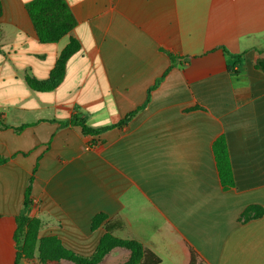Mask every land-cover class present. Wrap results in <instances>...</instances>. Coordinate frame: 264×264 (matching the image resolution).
<instances>
[{
	"label": "crops",
	"instance_id": "0c3cea01",
	"mask_svg": "<svg viewBox=\"0 0 264 264\" xmlns=\"http://www.w3.org/2000/svg\"><path fill=\"white\" fill-rule=\"evenodd\" d=\"M31 1L0 0V90L28 93L0 105L10 127L0 129L4 223L37 218L40 238L81 256L109 230L162 264H189L190 248L199 264H264V72L254 65L264 51V0H65L77 24L56 44L39 41ZM71 38L81 50L62 85L34 92L26 78L47 79ZM79 82H90L82 103ZM73 115L93 128L125 122L94 138L38 123ZM24 124L36 125L13 129ZM220 135L235 180L229 191L213 153ZM131 258L116 247L98 264Z\"/></svg>",
	"mask_w": 264,
	"mask_h": 264
},
{
	"label": "trees",
	"instance_id": "16d2710c",
	"mask_svg": "<svg viewBox=\"0 0 264 264\" xmlns=\"http://www.w3.org/2000/svg\"><path fill=\"white\" fill-rule=\"evenodd\" d=\"M26 9L33 22L38 39L42 44H56L60 42L74 30L77 24L71 9L65 0H32L26 5ZM80 50V42L76 38H71L69 44L58 57L56 66L47 81L36 82L35 79L27 77L26 82L30 89L40 93L52 92L55 90L65 79L66 67L69 59L80 52ZM169 56L172 64H176L178 57L173 54H169ZM254 65L257 70L264 72V51L257 52L254 59ZM162 80L163 78H160L152 89H154ZM152 89H150V91ZM134 114L135 112L129 114L126 120H129ZM43 122L58 123L60 128L79 127L84 136L94 138L111 128L123 125L125 120H122L119 124L101 128H93L89 126L86 120L78 115H73L70 119L65 121L58 122L56 120H41L38 123ZM34 125L36 124H24L19 128L13 129L19 133ZM8 128L10 127L0 120V129ZM95 143H97V141L93 139L90 142V146H93ZM213 153L223 190L229 191L235 188L234 174L225 135H220L215 139L213 142ZM7 161L8 159L0 157V165L5 164ZM37 168L38 164L34 169L29 185L25 191L24 209H27L33 204L31 190ZM103 219L104 216H97L93 221V226L96 227ZM14 222L16 224V229L13 235V240L17 250L14 264H21L24 260L30 261L32 256L31 246H33V243H42L45 241L49 242L46 243L44 248L40 251V257L44 261V264H54L58 255L67 257L79 264H98L113 248L116 247H127L131 249L132 258L127 264H162L160 258L151 251L144 249L140 243L136 241L116 239L112 236L109 230H107L101 239L99 247L94 254L91 256H81L65 248L62 242L56 237L40 238L39 230L41 222L39 219L31 218L22 213L15 218ZM189 251V264H199V256L196 251L191 248Z\"/></svg>",
	"mask_w": 264,
	"mask_h": 264
},
{
	"label": "rangeland",
	"instance_id": "374dc122",
	"mask_svg": "<svg viewBox=\"0 0 264 264\" xmlns=\"http://www.w3.org/2000/svg\"><path fill=\"white\" fill-rule=\"evenodd\" d=\"M55 66H54V68H55ZM54 68H53V70H54ZM28 77H30V76H28ZM49 77H50V75H49ZM49 77L47 79H42V80L35 78V77H31V78L35 79L36 82H44V81H47L49 79ZM63 82H64V80H63ZM62 83L55 90H57L62 85ZM6 84H7V82H6ZM79 84H80L79 85L80 90H77V92L79 93L78 101L80 103H82V102L88 100L86 92L89 90L90 82H79ZM0 85H4V83H1ZM15 87L13 89L9 90L8 93L4 92L3 89L0 90L1 91L0 92V105L1 106L8 105V104L12 105V104L16 103L17 101L23 100L24 98H26L28 96V93L26 92V90H24V88L21 85H20V87H17V88H15ZM55 90H53L52 92H54ZM34 92H36V91H34ZM36 93L44 94V93H40V92H36ZM47 93H50V92H47ZM38 96H47L46 98H48L50 100L52 95L46 94V95H38ZM43 98H45V97H43ZM78 104H76V105H78ZM59 117L61 119H64V117L61 115H59ZM13 223H14V225H16L15 222L14 221L12 222L11 220L4 223V219H2L0 216V264H14V260L16 257L17 250H16L15 242L13 240V235H14ZM48 242L49 241H47V242L45 241L42 243L34 242L33 246H31L32 247L31 260L30 261L24 260L23 262H21V264H44V261L40 257V251L42 250V248H44V245ZM54 264H79V263H77V262H75V261H73L67 257H62V256L58 255L56 257V261Z\"/></svg>",
	"mask_w": 264,
	"mask_h": 264
}]
</instances>
